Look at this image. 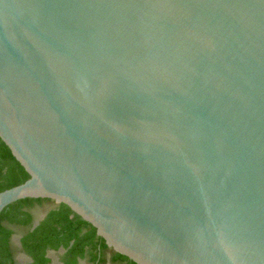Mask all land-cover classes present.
Instances as JSON below:
<instances>
[{
	"label": "water",
	"instance_id": "95a60500",
	"mask_svg": "<svg viewBox=\"0 0 264 264\" xmlns=\"http://www.w3.org/2000/svg\"><path fill=\"white\" fill-rule=\"evenodd\" d=\"M0 138L30 175L0 213L49 198L138 264H264V0H0Z\"/></svg>",
	"mask_w": 264,
	"mask_h": 264
},
{
	"label": "trees",
	"instance_id": "16d2710c",
	"mask_svg": "<svg viewBox=\"0 0 264 264\" xmlns=\"http://www.w3.org/2000/svg\"><path fill=\"white\" fill-rule=\"evenodd\" d=\"M30 175L0 138V191L26 181ZM52 204L45 217L33 228L36 208ZM22 231V246L12 241ZM65 251L64 264H138L109 247L97 229L65 203L49 198L20 199L0 213V264H16V255L24 251L33 259L28 264H51V249Z\"/></svg>",
	"mask_w": 264,
	"mask_h": 264
},
{
	"label": "rangeland",
	"instance_id": "374dc122",
	"mask_svg": "<svg viewBox=\"0 0 264 264\" xmlns=\"http://www.w3.org/2000/svg\"><path fill=\"white\" fill-rule=\"evenodd\" d=\"M52 204H48L39 208H36L35 210V214H36V219L40 220L41 218H43V216H45L47 210L51 207ZM14 244L17 246L18 241H17V236H15L14 238ZM49 257L51 258V263L52 264H62L61 263V252L58 251H50L49 253ZM21 261L23 262L24 259H21Z\"/></svg>",
	"mask_w": 264,
	"mask_h": 264
},
{
	"label": "flooded vegetation",
	"instance_id": "af4514ba",
	"mask_svg": "<svg viewBox=\"0 0 264 264\" xmlns=\"http://www.w3.org/2000/svg\"><path fill=\"white\" fill-rule=\"evenodd\" d=\"M45 217V216H44ZM42 220V219H41ZM15 236H17V241H18V243L19 244H17V247L18 248H21V246H22V243H21V238H22V236H23V232L22 231H18V232H16L14 235H13V237H12V241H13V243H14V238H15ZM58 251V252H61V249L60 250H54V249H51V250H49L48 251V253L50 252V251ZM61 253H63V252H61ZM48 256H49V254H47ZM21 259H24V261L22 262L21 261ZM33 261V259H32V257L30 256V255H28L27 253H25L24 251H22L21 249H20V251L17 253V255H16V264H28V263H31ZM61 263L62 264H64L62 261H61ZM52 264V263H51ZM80 264H84V261H81L80 262Z\"/></svg>",
	"mask_w": 264,
	"mask_h": 264
}]
</instances>
